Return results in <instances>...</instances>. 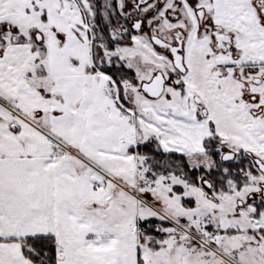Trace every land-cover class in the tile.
<instances>
[{"label": "snow or ice", "instance_id": "snow-or-ice-1", "mask_svg": "<svg viewBox=\"0 0 264 264\" xmlns=\"http://www.w3.org/2000/svg\"><path fill=\"white\" fill-rule=\"evenodd\" d=\"M0 264H264V0H0Z\"/></svg>", "mask_w": 264, "mask_h": 264}]
</instances>
